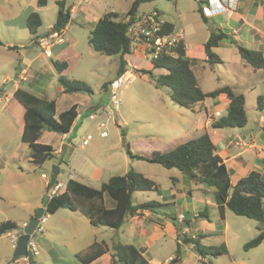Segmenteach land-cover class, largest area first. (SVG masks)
I'll list each match as a JSON object with an SVG mask.
<instances>
[{"label": "rangeland", "instance_id": "obj_1", "mask_svg": "<svg viewBox=\"0 0 264 264\" xmlns=\"http://www.w3.org/2000/svg\"><path fill=\"white\" fill-rule=\"evenodd\" d=\"M207 1L158 0L154 3L141 5L139 14L151 10V7H156L155 9L162 12L166 19L173 22L176 26L183 28L186 35L200 38L201 33H199V29L203 26L207 30L208 25L201 19L199 6L200 4H206ZM0 4L3 5L5 11L11 10L6 0H0ZM130 6L131 0H93L91 4L82 3L81 5L83 8H91L95 15H99L98 12L103 14L107 7H112L122 15L124 13L127 14ZM55 8L56 0H49L45 22H43V26L39 30V36H42L43 32L44 35L47 34L50 29L49 25L56 21V16H54ZM80 16L69 22L65 32V40L74 39L75 49L78 54L73 53L68 60L63 61H67L69 66L66 76L70 79L80 80L79 78H82L83 80L81 81L87 83L93 91L92 94H79L86 95L88 99L93 101L92 104H88L85 107L79 106V112L83 116L79 118L77 129L69 134L68 139L71 145L62 151L64 161L62 162L58 159L49 161L45 163L44 169L33 167L26 163L25 153L29 151L22 143V132H20L19 122L12 119L10 108L7 110L1 109L2 104H0V162H9L14 172H19L20 165L16 160H13L12 156L13 153L18 154V158L21 160V167L27 175L26 179H19L18 175L13 176L11 180L13 184L9 187V190L12 192L14 199L12 201L8 200V203L1 204L3 211L16 223L21 221L20 219H23V217H26L24 213L25 208L19 202V199L30 203L31 206L35 205L38 200L36 197L38 192L44 189L41 182L42 174L43 172L50 174L52 165L61 164L64 170V173L60 175L61 180H66L70 174H74L75 180L95 188H100L102 183L106 182L110 176L125 175L127 173L128 168L124 161L126 157L123 155V152L127 155L128 152L136 155L139 152L169 151L175 147L178 139L173 140V138L179 137L178 135L180 134V132L174 130L177 122L183 121L180 128L185 130L186 133L193 126L198 125L199 118L204 114V111H198L197 109H182L173 102V93L170 89L156 87L155 77L157 74L153 73L154 77H151L149 74L140 72L137 73L136 80L123 89V104L120 107V114L126 121V124H120L119 121L115 123L110 122L107 129L109 136L102 138L100 136L101 130L99 129V125L105 119L102 116H98L95 121H92L85 115L91 111V106L109 107V111L113 110L111 93L110 90L106 91L105 85L115 78L116 71L121 64V58L120 56H104L96 53L91 48L89 36L92 29L83 22V16L81 18ZM213 21L220 22L219 18H215ZM224 26H226V22H224ZM2 33L0 30V40L6 43V40H2L5 38H1L4 37ZM233 48L236 50L235 46ZM29 50V59L37 58L33 71L38 70L42 65L48 64L52 66L51 59L55 58H47L45 55H42L39 46L32 44L30 40ZM53 51H55V48ZM78 55L82 57L79 59ZM21 60L22 57L18 55L17 51L0 48V93L11 88L10 83L3 84L2 80L6 75H14L15 68ZM78 62L79 64L77 65ZM139 62L141 61L138 60ZM52 68L53 75L50 72L37 74L35 71L29 76V81L22 85V89L39 94L45 98L59 95L58 91L61 88L59 75L55 68ZM92 69H96L97 72H93L94 70ZM210 72V67H208L206 74H210ZM32 85L38 90L31 88ZM11 102L16 104L15 99H12ZM252 107H256V105H252ZM100 110L101 108H95L94 112H92L99 113ZM181 110L184 112L183 115H180ZM246 110L249 118L248 128H252L258 132L259 127L256 122V118L259 116L258 110L251 108L250 104ZM87 135H91L92 140L88 146L82 148V138ZM42 140L57 148L61 137L56 138L53 133L45 131ZM159 142H162V144L160 145ZM108 154L112 155L114 159L112 162L104 163ZM130 162L129 170L133 168L136 172L142 173L151 179L153 178L159 188L158 191L136 192L133 195L134 205L146 202L161 203L165 205L161 211H165L168 214L183 213L186 220L190 222L193 234L197 236L207 235L201 240L203 245L220 246L225 244L227 246L229 255L216 258L209 257L206 258L207 261H210L211 264H264V241L257 248L245 249L246 244L259 235V228L262 225L260 222L236 216L230 210H227L225 218L222 220L214 205L215 202L211 197V193H208L207 196L201 195L198 191L200 186L193 179L186 180V176L184 181V175L179 170H168L157 164L134 159L130 160ZM173 177L178 178V182L172 181ZM4 180V174L0 173V181L4 182ZM14 184L16 187L13 186ZM205 188L212 192V189ZM183 189H185V194L183 193ZM189 190H193L194 196L187 194L186 191ZM205 192L203 193L206 194ZM174 194L176 198L173 200L171 197ZM182 197H184L185 203L180 204L179 200ZM207 200L211 202V205H206L205 201ZM106 205L108 207H114L115 205L108 195L106 196ZM199 212L207 214L208 218L205 216L196 218L195 214ZM175 223L177 224V228L180 229L179 222L175 221ZM172 233L176 236L177 230L174 229ZM39 234L35 233L37 244ZM184 241V264H203L194 251L192 244H188L187 238L182 243ZM176 247V239L172 241L169 236H166V239H163L155 250H157L162 259H165L169 253L176 251ZM15 249L16 244L10 240H0V252L10 250L13 257ZM40 260L41 256L35 257L36 264H39ZM4 264L8 263L4 262Z\"/></svg>", "mask_w": 264, "mask_h": 264}, {"label": "crops", "instance_id": "obj_2", "mask_svg": "<svg viewBox=\"0 0 264 264\" xmlns=\"http://www.w3.org/2000/svg\"><path fill=\"white\" fill-rule=\"evenodd\" d=\"M57 1L58 0H56V2ZM69 1L70 0H68V6H69ZM92 1L93 0H91L88 3L91 4ZM6 2H8V5L11 7V10L5 11L3 5L0 4V30L3 32L2 36H4L1 38H5L2 40H6V43H3L0 40L3 43V46L0 48L17 51L18 55L22 57V60L21 62H18L15 68L14 75L11 74L6 75L3 78L2 83L3 84L10 83L11 88L9 90L6 89L5 92L2 91L0 93V104H2L1 109L7 110L10 108L12 119H15L19 122L20 132H23L24 108L15 99L14 97L15 91L18 88L22 89V85L29 81V76H31L35 71L37 74H42V72H50L51 75H53L52 72L53 71L52 67H54L53 65L52 66H49L48 64L42 65L38 70L33 71V66L37 58H33L32 60L29 59L30 58L29 40L32 42V36L27 28L28 16L32 12H38L42 18V26H43V22H45V15L48 9V5L46 7H38L37 0H6ZM71 2H72L71 11L73 16H75V19L79 18L80 14H82L83 22L89 25L92 30L95 28V26L97 25V23L103 17L104 14L109 12L119 13L112 7H107L103 14L98 12L99 15L97 14L95 15V13L92 12L91 8L81 7L82 4H78L77 0H71ZM130 8L131 6L129 7V10ZM151 8L155 9L156 7H151ZM57 15H58V6L56 4V8L54 10V16H56L55 20H57ZM82 16H80V18ZM162 17L166 22L174 24L173 22L166 19L163 16V14ZM218 18L220 22L213 21L215 19H207V22H204L203 19L201 18L202 21L206 25H208V28L207 30H205V28H203L202 26V28L199 29V33H201L200 38H193L190 37L189 35H186L185 33L184 44L186 48V56L190 60L198 61V63H195L192 68L204 92H212L220 87L230 86L231 88L234 89L236 93L244 95L246 108H248L250 104L251 108H255L258 110L259 116H257L256 122L258 123L259 131L256 132L254 131V129L248 128L249 118H248L247 126L243 129L240 128L213 129L212 128L213 121L218 120L223 116H226L229 112L230 100L225 94H221L216 99H212V98L206 99L204 102L197 104L192 109V110L197 109L198 111H204V114H202L201 118H199L198 125L193 126L191 130H188L185 133V130H182L180 128V125L182 124L183 121L177 122L176 126L174 127L175 128L174 130L180 132V134L178 135L179 137H174L173 140L178 138L175 145V147H177L181 143L197 138L202 134H204L205 132H207L210 135L216 147L217 154L222 158L223 162L225 163L230 173L232 183L236 184L239 180L247 177L253 171L259 172L264 178V140H262V136H264V105L262 109H259L258 107V99L262 97L264 101V75L261 70H256L253 67L247 65L242 60L238 49V46H241L250 50L258 51L264 56V0H240L238 9L231 19L225 20L222 19L221 17ZM224 22H226V26H224ZM55 23L56 21H54L52 24L49 25L50 29L47 32V34L53 31V27ZM67 28L68 26L65 28V32ZM218 30H222L225 33L229 34L230 36H233L234 41H236L237 44H235L234 41L230 40V38L227 41H221L219 45L213 49V52L218 56L220 62L213 64L208 62L210 58L206 53L205 46L211 34ZM74 42H75L74 39H69V40L66 39V42L64 44L55 46L54 47L55 51H53V55L47 58L54 57L55 60L67 63V61H63V60H68L70 58V55L73 53L78 54V52L75 49ZM234 46L236 47V50L235 48H233ZM78 57L80 59L82 56L78 55ZM124 60L126 62L125 70L128 68V63L130 62L132 64L137 65L141 70L152 71L157 75L161 73H165L164 71L153 70L151 62H148L140 58L138 53L135 54L131 53L129 55H126L124 57ZM138 60H140L141 62L138 63ZM78 64L79 62L77 63V65ZM208 67H210V71H211L210 74H206ZM68 68L64 72L65 75L66 72L68 71ZM214 68L216 69V71ZM119 69L116 71V76L118 74ZM92 70H94L93 72H97L96 69H92ZM79 79L83 80L82 78ZM111 82L106 84L107 85V87L105 88L106 91L110 90L109 84ZM31 88H33L34 90H38L35 89L34 85H32ZM58 92L60 93V94L58 93L59 95L51 96L47 98L49 100L56 101L58 112L63 111L73 105L78 106L79 116L73 129L71 130L72 132L73 130L77 129L79 125V118L83 116L79 112V106L85 107L88 104H92L93 100H90L86 97V95H82L79 93H72V94L64 93L62 87ZM12 99H15L16 104L11 102ZM252 105H256V107H252ZM90 108L91 111H89L88 114L86 113L85 115L86 117H89L90 115L94 114L93 110H95V108L102 109L104 107L91 106ZM218 112L221 114V117H216V113ZM180 113H181L180 115L184 114L182 110ZM116 121L120 122L119 119L115 118V122ZM125 124L126 121L123 125ZM44 132L43 135L41 136L40 142L47 144L42 140L44 136ZM49 133H53V132H49ZM53 134L55 135L56 138L61 137L58 147L55 148L56 154L60 156L62 155L64 145H67V148L70 147L71 145L68 139L69 134L68 135H58L56 133ZM240 140H242V142H240ZM159 144L161 145L162 142H159ZM175 147L171 148L170 150L174 149ZM160 148L161 147H159V149ZM164 152H168V151L164 150ZM123 155H125L126 157L124 158V161L128 168L126 172H128L129 167L131 165L130 160H132V158L130 157L129 160V155H127L125 152H123ZM12 156H13V160L14 161L16 160V162H18L20 165L19 172H14V170L9 165L10 164L9 162L8 163L0 162V173H3L5 176L4 182L0 181V225L6 221L13 222V220L10 219L9 215L6 212H4L3 208L1 207L2 203H8V200L12 201V199H14L12 192L9 190V187L13 184V181H11L13 176L18 175L20 177L19 179H26L27 177V175L25 174V170L21 167V160L18 158V154L13 153ZM113 159H114L113 156L108 154L104 163L112 162ZM25 162L28 163L30 166L37 167L32 163V159L30 158V152L25 153ZM40 169H44V167ZM43 174H49V173L43 172ZM182 174L184 175L183 176L184 181H185V176H186V180L190 179L184 173ZM111 177L112 176H110L108 180ZM74 180H75V175H74ZM172 181L178 182V178L173 177ZM41 182L43 184L44 189L38 192L36 196L38 200L35 203V205L31 206L30 203H26L25 201L19 199L20 200L19 202L25 208L24 213L26 217L20 219L21 221H19L18 223L13 222L17 227L25 226L35 216L37 208L45 207V200L47 197L49 184L43 177H41ZM194 182L197 183L196 181ZM197 185L200 186L198 191L201 195L207 196L208 193H211V197L213 196V190L211 192L210 190L206 189L205 186L200 185L198 183ZM13 186L16 187L15 184ZM204 191H206L205 192L206 194L203 193ZM186 192L188 195L194 196L193 190H189ZM183 193L185 194V189H183ZM184 197L180 198L179 200L180 204L185 203ZM171 198H173L174 200L176 198V195L175 194L172 195ZM193 198L195 199V197ZM105 202H106V196H105ZM205 202L206 205H211V202L209 200ZM214 205L218 210L217 204L215 203ZM109 208H113V207H109ZM199 216H200V212L195 214L196 218ZM182 217L186 219L183 213H178V214L173 213V214H169V216H166L165 219H161V216L159 215L145 212L143 213L142 216H133L131 218H127L123 226H121L119 229H112L107 227H99V228L93 227L83 213L72 212L68 209H60L54 214L51 215L48 214V221L46 224L47 227H45V232L43 234H39L40 236H38L37 238L38 247L40 249L39 256H41V260L39 261V264H82L81 261L78 259V255L85 254L89 250L91 245L95 242L106 243L107 246L110 248V250L101 257H99L98 259H96L92 264H124V262L118 261L114 257V252L112 249L118 243L136 245L141 251V253L147 258V260L151 264H170L171 260L175 256L176 251L169 253L168 257L162 259L159 253L157 252V250H155L157 245L160 244L163 241V239H166V236H169L172 241L176 239L177 246L178 243L183 245L182 250L184 252L183 254V264H184L185 241L182 243V241H180L179 239L187 234L188 236H192L193 238L197 237V235L192 233L190 227L186 228V225L184 224V219H182ZM170 218H172L173 220H171ZM174 218L178 220L179 224L182 223L184 224L183 228L180 229L177 228L176 226L177 224L175 223ZM174 229L177 230L176 236L172 233ZM3 239H7L11 241L8 234L2 235L0 237V240ZM204 261L208 262L207 259H204ZM4 262L8 264H29L27 261H25L24 258L14 260L10 253V250L0 252V264H4Z\"/></svg>", "mask_w": 264, "mask_h": 264}, {"label": "trees", "instance_id": "obj_3", "mask_svg": "<svg viewBox=\"0 0 264 264\" xmlns=\"http://www.w3.org/2000/svg\"><path fill=\"white\" fill-rule=\"evenodd\" d=\"M49 0H37L38 7H46ZM158 0H131L132 5L127 14L109 12L103 15L89 36V44L96 52L104 56H120L121 64L116 77L121 75L126 68L124 57L131 53V40L128 37V28L139 15V8L143 4L154 3ZM58 15L53 31L64 30L71 21L72 5L68 6V0H58ZM200 12V9H199ZM201 13V12H200ZM204 22L207 19L202 16ZM42 27V18L38 12H32L27 19V28L32 36V43L38 45L40 38L39 30ZM175 28L174 24L165 22L163 32L170 34ZM230 35L222 30L211 34L206 43V53L210 58L208 62L216 64L220 60L213 52L221 41L229 40ZM3 43L0 41V47ZM242 60L256 70H261L264 75V56L255 50L238 46ZM178 56L174 57L169 52H162L157 59L151 61L153 70L164 71L155 77L157 88H169L173 95V101L181 108L193 109L197 104L208 98L216 99L225 94L230 100L229 112L226 116L212 123L213 129L240 128L248 124L246 102L243 94H238L230 86H223L212 92H204L199 84L193 70V65L198 63L186 56L185 44L181 43L177 48ZM52 65L59 75V83L64 93H88L92 94L91 87L84 81L68 78L64 72L68 68L66 62L55 59L51 60ZM143 74L153 76L152 71L141 70ZM107 85H105V88ZM15 99L24 108V129L22 132V143L30 152L32 163L38 168H43L45 163L61 159L56 154V149L40 142L44 131L58 135H68L78 119V106L73 105L58 112L55 100H49L32 92L18 88L14 93ZM263 98L258 99V107L262 109ZM132 159H137L151 164H157L165 169H177L193 179L198 184L213 190V200L218 206L222 220L225 218L226 210H230L236 216L245 217L260 222L259 235L248 242L246 250L259 247L264 241V178L259 172H251L247 177L242 178L236 184L231 181L230 173L217 154L216 147L205 132L201 136L181 143L168 152L152 151L141 152L133 155L128 152ZM156 181L146 175L136 172L131 168L125 175H114L100 188H95L77 180L67 182L66 191L52 199L46 197L45 207L49 215L60 209H68L72 212L83 213L93 227H107L119 229L125 223L126 218L142 216L143 213L161 216L165 219L169 216L161 211L165 205L158 202H146L139 205L133 204V195L136 192L158 191ZM109 196L115 203L109 208L105 202V196ZM158 208V210H156ZM160 211V212H159ZM207 217L200 213L199 217ZM163 217V218H162ZM198 218V217H197ZM174 221H178L174 218ZM186 228L190 222L184 219ZM184 224H180L183 228ZM17 226L11 221L3 222L0 225V237L8 234ZM207 235L193 238L185 235L179 240L187 238L188 244H192L194 251L200 257L203 264L204 259L229 255L225 244L220 246H205L201 240ZM182 244L178 243L175 256L170 264H183ZM110 250L106 243L95 242L89 250L78 255L82 264H92L96 259ZM114 257L124 264H151L141 253L136 245L118 243L113 247Z\"/></svg>", "mask_w": 264, "mask_h": 264}, {"label": "built area", "instance_id": "obj_4", "mask_svg": "<svg viewBox=\"0 0 264 264\" xmlns=\"http://www.w3.org/2000/svg\"><path fill=\"white\" fill-rule=\"evenodd\" d=\"M78 4L88 3L91 0H77ZM240 0H208L205 4H200L199 9L201 15L206 19H215L221 17L222 19H231L238 9ZM75 19V16L71 14V20ZM165 20L162 14L157 9H151L145 13L138 15L134 22L128 28V37L131 40V53L138 55L151 62L153 59H157L162 52H169L172 56L177 57V48L181 43H184L185 31L179 26H175L173 32L165 34L163 28ZM65 29L60 31H52L48 34L40 36L38 39V46L41 53L46 57L53 55V48L57 45L64 44ZM129 53V54H131ZM128 54V55H129ZM141 69L132 63H128V68L118 77H116L110 84L111 102L113 104V110L109 111V107L102 108L99 113H94L89 116L90 120L95 121L98 116H102L105 121L100 123L99 129L101 130L100 136L107 138L108 125L110 122L115 123V118L120 120V124H124L125 120L120 114V107L123 104V89L131 85L135 80L137 73H140ZM216 117H221V114L216 113ZM92 140L91 135H87L82 138L81 147L84 148L90 144ZM242 142V140H240ZM47 183H50V174H43L42 176ZM74 179V174L66 180H61L60 176L57 178L56 183L48 190L47 198L59 196L66 191L67 182ZM184 218V217H182ZM48 221V213L44 214L36 226L33 234L30 235L28 242V251H30L34 258L40 254V249L35 240V233L43 234L45 232V226ZM11 241L17 244L19 239V232L12 231L8 233ZM25 261L29 263V258L24 257Z\"/></svg>", "mask_w": 264, "mask_h": 264}, {"label": "water", "instance_id": "obj_5", "mask_svg": "<svg viewBox=\"0 0 264 264\" xmlns=\"http://www.w3.org/2000/svg\"><path fill=\"white\" fill-rule=\"evenodd\" d=\"M72 5L71 0L69 1V6ZM230 40L234 41V37L230 36ZM235 44H237L236 41H234ZM262 140H264V136H262ZM64 150L67 149V145H64ZM61 158H64V155L61 156ZM64 173V170L62 169L61 165L59 164H54L51 167V172H50V183L48 186V190L56 183L57 178ZM48 213L46 207H40L36 210L35 216L25 225L21 227H16L12 231H17L19 232L20 236L18 239V242L16 244V249L13 255V259L17 260L20 258L28 257L29 258V264H36L35 263V258L33 254L28 251V242L30 239V235L34 233L36 226L39 223V219L44 215ZM173 220L172 218H170ZM127 220V218L125 219ZM10 231V232H12ZM9 232V233H10Z\"/></svg>", "mask_w": 264, "mask_h": 264}]
</instances>
